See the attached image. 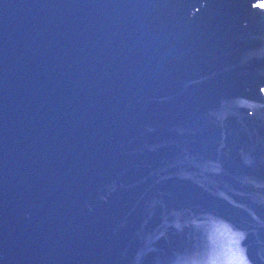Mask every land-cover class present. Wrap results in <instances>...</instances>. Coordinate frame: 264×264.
I'll use <instances>...</instances> for the list:
<instances>
[{"label":"water","instance_id":"obj_1","mask_svg":"<svg viewBox=\"0 0 264 264\" xmlns=\"http://www.w3.org/2000/svg\"><path fill=\"white\" fill-rule=\"evenodd\" d=\"M0 264H264L259 0H0Z\"/></svg>","mask_w":264,"mask_h":264},{"label":"bare ground","instance_id":"obj_2","mask_svg":"<svg viewBox=\"0 0 264 264\" xmlns=\"http://www.w3.org/2000/svg\"><path fill=\"white\" fill-rule=\"evenodd\" d=\"M259 4H260L261 6H264V0H259Z\"/></svg>","mask_w":264,"mask_h":264}]
</instances>
